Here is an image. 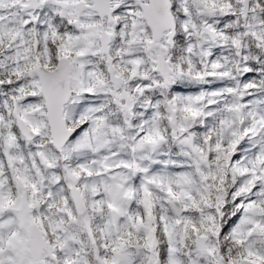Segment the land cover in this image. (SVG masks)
Segmentation results:
<instances>
[{"label": "snow or ice", "instance_id": "obj_1", "mask_svg": "<svg viewBox=\"0 0 264 264\" xmlns=\"http://www.w3.org/2000/svg\"><path fill=\"white\" fill-rule=\"evenodd\" d=\"M0 264H264V0H0Z\"/></svg>", "mask_w": 264, "mask_h": 264}]
</instances>
